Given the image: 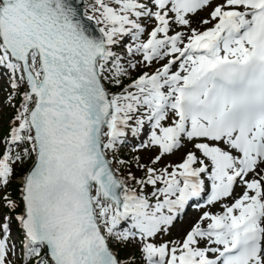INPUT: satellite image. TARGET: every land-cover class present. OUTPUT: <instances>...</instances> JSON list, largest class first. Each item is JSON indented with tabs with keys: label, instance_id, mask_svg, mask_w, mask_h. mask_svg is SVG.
<instances>
[{
	"label": "snow or ice",
	"instance_id": "snow-or-ice-1",
	"mask_svg": "<svg viewBox=\"0 0 264 264\" xmlns=\"http://www.w3.org/2000/svg\"><path fill=\"white\" fill-rule=\"evenodd\" d=\"M0 264H264V0H0Z\"/></svg>",
	"mask_w": 264,
	"mask_h": 264
},
{
	"label": "rangeland",
	"instance_id": "rangeland-1",
	"mask_svg": "<svg viewBox=\"0 0 264 264\" xmlns=\"http://www.w3.org/2000/svg\"><path fill=\"white\" fill-rule=\"evenodd\" d=\"M7 115H9V114H7ZM195 216H196V215H194L193 213H189L188 216H187V218H186V221H185V225H184V227H187L188 223H190L191 220H192Z\"/></svg>",
	"mask_w": 264,
	"mask_h": 264
},
{
	"label": "trees",
	"instance_id": "trees-1",
	"mask_svg": "<svg viewBox=\"0 0 264 264\" xmlns=\"http://www.w3.org/2000/svg\"><path fill=\"white\" fill-rule=\"evenodd\" d=\"M10 115V114H9ZM125 151V154L127 153V149L124 150Z\"/></svg>",
	"mask_w": 264,
	"mask_h": 264
}]
</instances>
